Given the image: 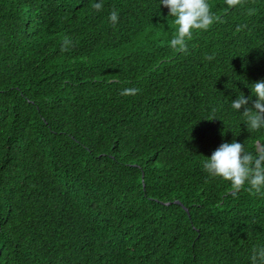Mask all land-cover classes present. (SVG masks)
Returning <instances> with one entry per match:
<instances>
[{"label": "trees", "instance_id": "1", "mask_svg": "<svg viewBox=\"0 0 264 264\" xmlns=\"http://www.w3.org/2000/svg\"><path fill=\"white\" fill-rule=\"evenodd\" d=\"M208 3L184 53L161 0H0V264H251L264 190L203 162L264 148V0Z\"/></svg>", "mask_w": 264, "mask_h": 264}, {"label": "clouds", "instance_id": "2", "mask_svg": "<svg viewBox=\"0 0 264 264\" xmlns=\"http://www.w3.org/2000/svg\"><path fill=\"white\" fill-rule=\"evenodd\" d=\"M226 3L233 7L240 4L241 0H226ZM161 4L169 9V16L175 17L174 22L177 25L170 47L184 53L188 52L187 41L192 39L194 31H206L219 20V17L212 13L208 0H161ZM102 7V2L94 5L97 11L102 10ZM108 19L113 24L117 23L118 12L113 10ZM68 43L69 41L65 40L62 44V52L68 50ZM213 58L206 57L209 60ZM250 88L256 99L252 100V97L240 94L237 99L231 101V107L241 112L248 131L256 132L264 129V81H257ZM138 92L139 89L127 88L122 90L121 95H136ZM250 101L251 107L248 106ZM208 120L215 118L213 116ZM203 169L210 177L230 182L235 192L243 189L245 184L249 185L247 190L252 194L264 190V148L250 152L246 150L244 144L235 140L231 143H222L211 157L203 162ZM250 259L251 264H264V245L254 246Z\"/></svg>", "mask_w": 264, "mask_h": 264}]
</instances>
